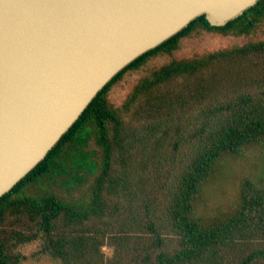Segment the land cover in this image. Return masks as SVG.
I'll list each match as a JSON object with an SVG mask.
<instances>
[{"label":"trees","instance_id":"16d2710c","mask_svg":"<svg viewBox=\"0 0 264 264\" xmlns=\"http://www.w3.org/2000/svg\"><path fill=\"white\" fill-rule=\"evenodd\" d=\"M263 23L264 0L225 26L201 15L122 69L1 197L0 264L37 239L60 264H264V171L228 211L197 209L224 162L264 140V40L173 59L111 95L194 31Z\"/></svg>","mask_w":264,"mask_h":264},{"label":"water","instance_id":"95a60500","mask_svg":"<svg viewBox=\"0 0 264 264\" xmlns=\"http://www.w3.org/2000/svg\"><path fill=\"white\" fill-rule=\"evenodd\" d=\"M258 0H0V199L122 69L205 15Z\"/></svg>","mask_w":264,"mask_h":264},{"label":"rangeland","instance_id":"374dc122","mask_svg":"<svg viewBox=\"0 0 264 264\" xmlns=\"http://www.w3.org/2000/svg\"><path fill=\"white\" fill-rule=\"evenodd\" d=\"M264 40V23L252 32H228L198 30L180 40L179 46L171 54L153 57L144 67L128 73L115 86L112 98L120 102L131 91L135 82L148 71L173 59H192L205 53L244 45L252 41ZM264 171V140L250 146L236 157H230L219 169L216 178L205 194V202L198 206L199 213H218L234 207L240 196L242 183L246 178L255 179ZM264 185V182H262ZM43 241L37 239L14 247L20 254L19 264H60L42 250Z\"/></svg>","mask_w":264,"mask_h":264}]
</instances>
